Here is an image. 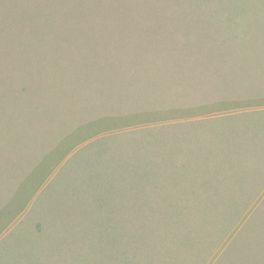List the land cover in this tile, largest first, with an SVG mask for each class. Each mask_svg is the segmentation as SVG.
Returning <instances> with one entry per match:
<instances>
[{
    "label": "rangeland",
    "instance_id": "obj_1",
    "mask_svg": "<svg viewBox=\"0 0 264 264\" xmlns=\"http://www.w3.org/2000/svg\"><path fill=\"white\" fill-rule=\"evenodd\" d=\"M0 264H264V0H0Z\"/></svg>",
    "mask_w": 264,
    "mask_h": 264
}]
</instances>
